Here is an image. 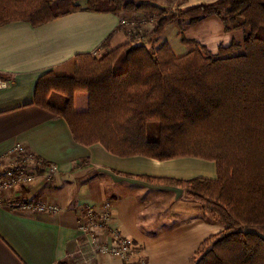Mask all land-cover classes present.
<instances>
[{
  "label": "trees",
  "instance_id": "16d2710c",
  "mask_svg": "<svg viewBox=\"0 0 264 264\" xmlns=\"http://www.w3.org/2000/svg\"><path fill=\"white\" fill-rule=\"evenodd\" d=\"M72 11L141 12L153 25L146 32L137 19L122 18L126 43L101 56H74L71 76L40 75L32 105L63 119L71 138L86 148L99 144L118 157L214 162V180L144 179L183 189L223 227L198 244L192 264H264V237L253 230L264 228V0H218L174 11L152 3L85 0L84 8ZM62 15L50 0H0V27H38ZM211 16L225 32L248 30L241 46L220 45L214 54L181 39L191 50L177 56L159 41L175 19L194 26ZM52 93L65 98L62 106L49 101ZM149 123L157 124L153 141L146 135Z\"/></svg>",
  "mask_w": 264,
  "mask_h": 264
},
{
  "label": "crops",
  "instance_id": "0c3cea01",
  "mask_svg": "<svg viewBox=\"0 0 264 264\" xmlns=\"http://www.w3.org/2000/svg\"><path fill=\"white\" fill-rule=\"evenodd\" d=\"M216 1L180 0L179 6ZM76 5L84 8L85 0H72L69 10L57 11L62 16L38 27L27 22L0 27V83L4 84L0 86V156L20 143L40 160L56 164L59 172L51 182L20 189L16 196L60 208L52 214L26 215L10 210L0 196V264H192L198 244L223 227L183 189L144 178L214 180V162L193 157L165 161L118 157L99 144L86 148L71 138L63 119L32 105L40 75L70 70L78 54L101 56L126 43L128 30L121 25L122 18L137 19L146 32L147 27L152 29L153 21H146L141 12L72 11ZM184 23L187 30L182 37L214 54L220 45L241 46L248 32H225L214 16L200 18L194 26L188 20ZM241 52L240 47L236 53ZM103 202L112 204L107 232L117 230L135 245L128 260L94 254L87 236L78 230L80 207Z\"/></svg>",
  "mask_w": 264,
  "mask_h": 264
},
{
  "label": "built area",
  "instance_id": "2783aa9c",
  "mask_svg": "<svg viewBox=\"0 0 264 264\" xmlns=\"http://www.w3.org/2000/svg\"><path fill=\"white\" fill-rule=\"evenodd\" d=\"M3 87L4 84L0 83ZM0 156V196L7 207L15 212L54 213L59 207L52 202H34L22 196H16L20 189L36 184H47L58 174L56 164H49L35 157L20 143H16ZM10 193L5 200V195ZM112 204L103 202L99 206L85 205L78 213V230L86 235L89 250L98 256H110L125 261L135 252V245L128 238L121 236L117 230L107 232L111 217Z\"/></svg>",
  "mask_w": 264,
  "mask_h": 264
},
{
  "label": "rangeland",
  "instance_id": "374dc122",
  "mask_svg": "<svg viewBox=\"0 0 264 264\" xmlns=\"http://www.w3.org/2000/svg\"><path fill=\"white\" fill-rule=\"evenodd\" d=\"M52 1V7L55 11H64L69 10V6L72 0H50ZM81 2L82 0H77ZM134 2H143L144 3H152L154 5L169 8L170 10L174 11L176 9H181L179 4L181 3L180 0H129ZM173 22V21H172ZM189 23V22H188ZM150 27H147V31H150ZM187 30V23H184L182 19H175L174 22L169 25H165L163 31L160 35V42L167 43L170 49L174 52L175 55L181 56L186 54L188 51L191 50L189 45H182L181 39H185L182 37L184 35V31ZM187 40V39H186ZM58 75H65L71 76L73 73V68L67 71L64 69L63 71L56 72ZM65 98L63 96H59V94L52 93L50 97V102L53 105L62 106L64 104ZM157 124L156 123H149L147 126V138L150 141H153L157 137ZM255 230L259 235L264 237V228H256Z\"/></svg>",
  "mask_w": 264,
  "mask_h": 264
}]
</instances>
